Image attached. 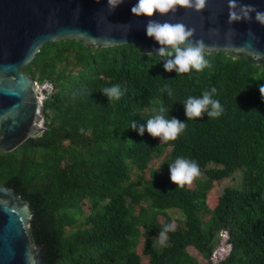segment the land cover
Returning a JSON list of instances; mask_svg holds the SVG:
<instances>
[{
	"label": "trees",
	"instance_id": "1",
	"mask_svg": "<svg viewBox=\"0 0 264 264\" xmlns=\"http://www.w3.org/2000/svg\"><path fill=\"white\" fill-rule=\"evenodd\" d=\"M163 59L134 43L60 39L44 43L21 68L54 90L44 102V131L0 151V184L29 201V234L43 244L47 264H200L188 247L215 251L219 264H264V62L206 52L202 71L177 75L165 71ZM113 85L123 91L118 100L103 93ZM213 87L222 114L186 120L184 101ZM161 104L168 118L186 120L175 140L138 133ZM133 120L137 129L129 127ZM181 156L206 176L194 187L170 180L168 166ZM159 157L155 170L151 161ZM237 169L242 186L216 196L214 187ZM173 208L184 226L173 225L157 248ZM141 236L147 259L135 248Z\"/></svg>",
	"mask_w": 264,
	"mask_h": 264
},
{
	"label": "water",
	"instance_id": "2",
	"mask_svg": "<svg viewBox=\"0 0 264 264\" xmlns=\"http://www.w3.org/2000/svg\"><path fill=\"white\" fill-rule=\"evenodd\" d=\"M135 2L123 0L111 11L107 0H0V151L10 152L46 128L38 82L21 68L48 41L76 39L94 47L134 43L154 53L160 45L146 36L144 26L157 19L184 24L207 53L264 62V24L244 7L264 11V0H205L199 9L176 5L175 12L153 17L134 16ZM245 12L251 18H244ZM234 13L241 19H232ZM33 221L29 201L0 185V264H47L43 244L29 234Z\"/></svg>",
	"mask_w": 264,
	"mask_h": 264
},
{
	"label": "clouds",
	"instance_id": "3",
	"mask_svg": "<svg viewBox=\"0 0 264 264\" xmlns=\"http://www.w3.org/2000/svg\"><path fill=\"white\" fill-rule=\"evenodd\" d=\"M204 2L205 0H136L131 7V13L137 17H153L154 13L164 15L175 12L176 5L199 9L204 6ZM121 3L123 0H107V5L111 11H114ZM244 7L253 9L256 21L264 24V11L256 10L252 5H245ZM244 18H251V14L245 12ZM232 19L239 20L241 17L234 13ZM144 27L146 36L154 39L160 45L155 49L154 54L164 58L163 67L165 71H175L178 75L190 73L193 70L199 72L208 66L209 61L206 59L205 46L202 42L191 39L193 32L184 24L149 19ZM258 87L261 98L264 99V84H260ZM164 90L168 92L169 96L172 95L171 89L167 86L162 89V91ZM216 91L217 89L213 87L204 91L200 96H189L183 103L186 120L202 115L212 118L219 117L223 108L220 101L214 99ZM103 93L110 100H118L123 95L119 85L106 87L103 89ZM153 111L155 114L139 126L138 133L140 135H143L146 130L152 137H159L160 142H165L175 140L186 128V120L181 121L172 116L168 118L165 115L169 110L164 105H159ZM129 127L137 129V122L131 121ZM168 167L171 182L180 186L190 183L199 174L198 163L194 159L182 156L177 157ZM172 230H174V226L169 223L160 231L158 239L161 245L166 243L167 233Z\"/></svg>",
	"mask_w": 264,
	"mask_h": 264
},
{
	"label": "rangeland",
	"instance_id": "4",
	"mask_svg": "<svg viewBox=\"0 0 264 264\" xmlns=\"http://www.w3.org/2000/svg\"><path fill=\"white\" fill-rule=\"evenodd\" d=\"M159 138V137H158ZM160 139V138H159ZM161 162H162V157L159 158H155L151 161V167L155 170H160L161 169ZM167 171L169 172V167L167 169ZM148 175V174H147ZM206 176L203 173L198 174L196 177L193 178V180L188 183V185L190 187H194L195 186V180H203L205 179ZM242 171L240 169H237L236 171H234V173H232L231 176L222 179L215 187H214V194L220 195L223 190L224 187L226 186H234V187H238L240 188L242 186ZM144 205H146L145 202H143ZM136 210H138V206L135 207ZM84 210L85 212L88 211V205L84 204ZM166 212L172 217V225L176 226H184V216L181 213V211L177 208H173V209H168L166 210ZM203 218L206 220L208 218V215L204 214ZM157 219L160 223H163L165 221V215L163 213H159L157 215ZM143 227H141V231H142ZM159 233L158 232L156 234V239H155V246L157 248H161L162 245L159 242ZM225 234V232H221L220 235ZM145 238L143 236L140 237L139 242L136 244V250L141 254L143 259H147L146 255L142 254L141 251V247L144 243ZM218 249V248H217ZM188 251L190 254H192L193 256L197 257V259L199 260L200 264H219V259H218V254L214 251L213 254H211L210 256L207 255L206 253H198L193 247H188Z\"/></svg>",
	"mask_w": 264,
	"mask_h": 264
},
{
	"label": "built area",
	"instance_id": "5",
	"mask_svg": "<svg viewBox=\"0 0 264 264\" xmlns=\"http://www.w3.org/2000/svg\"><path fill=\"white\" fill-rule=\"evenodd\" d=\"M36 81L38 82V85L36 86L38 98L40 103L44 105L45 100H47L52 94L54 85L49 80L39 81L36 79Z\"/></svg>",
	"mask_w": 264,
	"mask_h": 264
},
{
	"label": "flooded vegetation",
	"instance_id": "6",
	"mask_svg": "<svg viewBox=\"0 0 264 264\" xmlns=\"http://www.w3.org/2000/svg\"><path fill=\"white\" fill-rule=\"evenodd\" d=\"M0 185H4L6 187V189H8V187H10L9 185H6V184H0ZM6 198V196H5Z\"/></svg>",
	"mask_w": 264,
	"mask_h": 264
}]
</instances>
